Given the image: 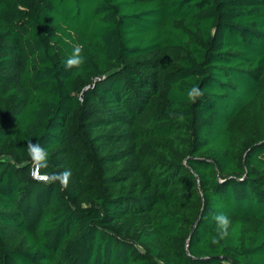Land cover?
Segmentation results:
<instances>
[{
    "label": "trees",
    "instance_id": "trees-1",
    "mask_svg": "<svg viewBox=\"0 0 264 264\" xmlns=\"http://www.w3.org/2000/svg\"><path fill=\"white\" fill-rule=\"evenodd\" d=\"M0 264H264V0H0Z\"/></svg>",
    "mask_w": 264,
    "mask_h": 264
},
{
    "label": "clouds",
    "instance_id": "clouds-1",
    "mask_svg": "<svg viewBox=\"0 0 264 264\" xmlns=\"http://www.w3.org/2000/svg\"><path fill=\"white\" fill-rule=\"evenodd\" d=\"M84 57L81 55V48L80 46H75L73 48V52L72 55L67 57L65 60V65L66 66H74V65H80L83 63ZM187 95L189 98H194L196 96L202 95V91L199 88V86H193L191 87L188 91H187ZM29 151L30 153L33 154V158H35V153L39 152L40 156H41V160L46 162V151L44 149H42L39 145L36 144H32L30 143L29 146ZM71 175V171L70 170H64L62 173L59 174L60 177L63 178L64 182L67 181V178ZM218 221H220L221 223H226V218L223 216H218L216 218Z\"/></svg>",
    "mask_w": 264,
    "mask_h": 264
},
{
    "label": "built area",
    "instance_id": "built-area-1",
    "mask_svg": "<svg viewBox=\"0 0 264 264\" xmlns=\"http://www.w3.org/2000/svg\"><path fill=\"white\" fill-rule=\"evenodd\" d=\"M32 176L35 179H38V180H41V181H44V182H46L47 179H48L46 176H42V175L39 174L38 168L36 166H34L33 169H32Z\"/></svg>",
    "mask_w": 264,
    "mask_h": 264
}]
</instances>
